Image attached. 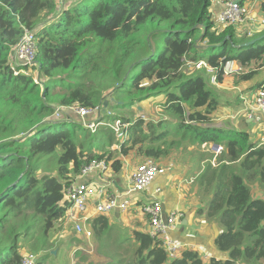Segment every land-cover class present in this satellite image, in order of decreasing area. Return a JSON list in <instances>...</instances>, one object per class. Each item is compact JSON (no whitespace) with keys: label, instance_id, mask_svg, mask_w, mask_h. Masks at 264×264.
I'll return each mask as SVG.
<instances>
[{"label":"trees","instance_id":"obj_1","mask_svg":"<svg viewBox=\"0 0 264 264\" xmlns=\"http://www.w3.org/2000/svg\"><path fill=\"white\" fill-rule=\"evenodd\" d=\"M211 1L0 0V264H21L23 245L38 255L36 264L49 261L50 232L68 208L66 190L90 163H109L118 174L131 153L158 162L184 141L223 146L219 163L196 180L205 204L198 215L221 228L214 246L227 254L207 264L264 263V200L249 185L264 183V146L244 130L214 124L216 89L183 73L187 63L204 60L217 69L220 87L254 82L249 91L264 89V34L243 46L233 26H214ZM25 31L35 39V58L19 66L11 56ZM227 61L250 70L224 78ZM105 89L121 110L161 98L163 116L113 118L127 124L114 149L110 128L91 132L54 119L58 108L97 107ZM91 230L97 239L107 235L106 218L94 219ZM131 238L112 264H204L190 248L169 261L148 234Z\"/></svg>","mask_w":264,"mask_h":264},{"label":"built area","instance_id":"obj_2","mask_svg":"<svg viewBox=\"0 0 264 264\" xmlns=\"http://www.w3.org/2000/svg\"><path fill=\"white\" fill-rule=\"evenodd\" d=\"M221 6L219 21L224 26H235L240 24L243 17V7L240 0H216ZM264 25V22L261 23ZM36 52V43L32 32L25 31L22 39L13 49L11 63L29 66L33 64ZM188 64V63H187ZM197 68H203L209 86L217 87V69L207 65L204 60L195 63ZM222 77L228 78L243 73V67L234 61H227L222 66ZM60 109L55 110L53 117L60 119ZM71 111L73 117H69L66 122H76L84 128H90L84 123L85 118L93 115L97 108L86 109L80 106L66 109ZM244 120H253L262 128V136L257 145H264V89L260 88L252 96L248 95V102L241 111ZM238 117H233L237 119ZM117 125H121V138L119 142L126 139L127 124L119 119L113 120ZM106 127L110 128L109 124ZM122 129H124L122 131ZM113 131V130H112ZM202 147H210L223 151L221 146L213 144H203ZM118 148V147H117ZM174 165H158L155 161L146 159L142 164L132 170L126 178V187L119 196L110 194L112 186L111 168L109 163L103 161L92 162L86 166L79 176L69 185L65 193V200L68 208L64 215L65 221L72 227L73 233L81 240H90L93 235L91 222L98 217H105L114 210L125 214L130 210H138L147 222V229L144 232L151 238L157 240L169 261H174L180 257L185 247L178 244L173 239V234L177 232L179 225L184 219V213L179 210H171L166 213L158 196L162 189L156 185L158 179L170 174ZM94 174V177L91 176ZM133 196H141L143 200H131ZM76 237V238H77ZM37 255L29 253L22 256L21 264H36Z\"/></svg>","mask_w":264,"mask_h":264},{"label":"rangeland","instance_id":"obj_3","mask_svg":"<svg viewBox=\"0 0 264 264\" xmlns=\"http://www.w3.org/2000/svg\"><path fill=\"white\" fill-rule=\"evenodd\" d=\"M58 3L65 0H56ZM61 4V3H60ZM213 4V0L211 1ZM263 4L262 0H247L242 5L243 7V17L240 24L235 25L234 29L236 31V36L238 39H243L246 43L253 41L252 39L264 34V13L261 11L260 5ZM213 11V9H212ZM225 27L222 25L221 28ZM251 40V41H249ZM249 41V42H247ZM245 43V44H246ZM21 66V65H19ZM249 69L243 68V73L248 72ZM259 70V69H257ZM259 75L264 78V68L259 71ZM183 73L186 76L199 75L205 80L208 88L211 87L207 83L206 72L203 68H197L196 64H186L183 68ZM231 78V77H230ZM254 82L243 83L237 86L239 91L242 93H247L248 87ZM106 83H103V86ZM216 99L218 104H220L219 110L214 111L213 117L215 118V123L218 126L224 125L229 128L235 129H246L244 124V119L238 117L237 119H232L230 114L236 110V107L241 104L239 99V93L233 90V87L219 88L216 89ZM215 92V91H214ZM102 102L96 107L97 111L93 115L85 118L84 123L91 132H94L98 126H107L102 124H109L111 130H113V145L111 148L118 147L119 140L122 137L121 125H117L113 118H129L135 119L136 117H141L144 120L158 121L162 118V112L160 105L162 103L161 98L149 99L140 104H134L132 109H116L114 108L115 102L110 97V90H104L101 95ZM140 110V111H139ZM69 117H73L71 111L60 109V119L68 120ZM82 126V125H81ZM124 129H122L123 131ZM223 149V146H221ZM223 151H218V149H212L210 147H200L198 145L190 144L188 141L180 143L178 147L174 148L171 154L167 158L161 159L162 161L156 162L161 166H168L169 164L185 168L188 172V176L181 174L186 182L179 187V189L185 193L186 197H190L193 193H198L196 180L198 175L205 169L208 164L217 165L219 163V157L222 155ZM165 159V160H164ZM144 159L138 158L131 153L127 158H124L123 163L132 170L137 166L142 164ZM189 166V168L187 167ZM125 169V168H124ZM184 171V169H183ZM122 172H125L122 170ZM174 172V171H173ZM171 172L170 175L173 173ZM124 177L123 175H119ZM169 177V176H167ZM258 178V175H255ZM191 179V180H190ZM198 181V180H197ZM250 188L261 191L264 196V183L259 184L256 182L249 183ZM178 186H175L177 190ZM201 197H204L201 194ZM132 234L130 233H118L114 231L108 232L107 235H103L97 239L94 235L90 240H81L74 235L72 227L63 219L55 224L53 230L50 232V241L54 243L55 255L50 253L49 261L47 264H107L109 262H116L113 256H125L126 250L130 249L132 245ZM78 239H77V238ZM123 243H120L122 241ZM127 240V241H126ZM30 252L26 250V246L23 245L22 256H27ZM33 254V253H32ZM126 258V257H125Z\"/></svg>","mask_w":264,"mask_h":264},{"label":"crops","instance_id":"obj_4","mask_svg":"<svg viewBox=\"0 0 264 264\" xmlns=\"http://www.w3.org/2000/svg\"><path fill=\"white\" fill-rule=\"evenodd\" d=\"M220 10L221 6L216 0H213V4H211L209 11L213 16V23L217 29H222V24L219 21ZM211 88L219 89L223 87L217 85V87L213 86ZM233 90H236L239 93L241 104H239V106L236 107V110H234V112L230 114V117L232 119L233 117H242L241 111L245 108L246 103L248 102V95L252 96L257 89L254 91H248L247 93L240 92L239 88L236 87H233ZM244 124L246 125V129H244V131L251 134V138L255 142H259V139L262 136V128L254 123L253 120L249 119L244 120ZM235 129L243 130L240 128ZM122 160H124V158H122ZM187 167L189 168L188 165ZM183 169H181L179 166L175 168L174 165V172L172 171L173 173L171 174V176L167 175L169 177L165 176L161 179H158L156 182V185H158L162 189V192L158 196V199L160 200L162 207L166 211V213L175 209H179L184 213V219L179 225L177 232L173 234V239L176 243L183 245L185 248H190L196 251L204 264H207L208 261L212 258H215L217 260H225L227 259V254L218 251L214 246V239L221 233V228H219V226L215 225L214 223L207 221L203 215H198V212L202 210L205 205L204 197H201L202 193L192 192L190 197H186L185 193H183L179 189V187H181L186 182L181 174L188 176L187 170L185 168ZM123 170L125 172L121 171L118 174H111L110 176L112 186L110 187L109 191L113 196H119L124 191L126 187V178L132 171L131 167L128 166L127 168L126 165L125 169ZM119 175H123L124 177ZM92 177H94V174L91 176V178ZM176 185L178 186L177 190L175 189ZM251 192L254 198L264 200V196L261 191L251 188ZM134 199L143 200L141 196H133L131 198V200L133 201ZM105 218L109 226V233L111 230L118 233L131 234L132 232L137 231L144 233L147 229L146 219L140 212H138V210L135 209H132L125 214L120 213L118 210H114L109 215L105 216ZM123 242L125 241L123 240L120 243ZM107 264L112 263L109 262Z\"/></svg>","mask_w":264,"mask_h":264},{"label":"water","instance_id":"obj_5","mask_svg":"<svg viewBox=\"0 0 264 264\" xmlns=\"http://www.w3.org/2000/svg\"><path fill=\"white\" fill-rule=\"evenodd\" d=\"M253 43H254V40L251 41V42H249V43L244 44L243 46L248 47V46L252 45ZM243 46H242V47H243ZM51 253H53V255H55L56 252H53V251H52Z\"/></svg>","mask_w":264,"mask_h":264},{"label":"bare ground","instance_id":"obj_6","mask_svg":"<svg viewBox=\"0 0 264 264\" xmlns=\"http://www.w3.org/2000/svg\"><path fill=\"white\" fill-rule=\"evenodd\" d=\"M176 129V128H175ZM219 134V133H218ZM220 135V134H219Z\"/></svg>","mask_w":264,"mask_h":264},{"label":"clouds","instance_id":"obj_7","mask_svg":"<svg viewBox=\"0 0 264 264\" xmlns=\"http://www.w3.org/2000/svg\"><path fill=\"white\" fill-rule=\"evenodd\" d=\"M264 146V145H263Z\"/></svg>","mask_w":264,"mask_h":264}]
</instances>
